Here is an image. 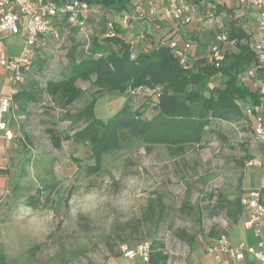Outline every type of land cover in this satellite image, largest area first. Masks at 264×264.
<instances>
[{
  "label": "rangeland",
  "instance_id": "374dc122",
  "mask_svg": "<svg viewBox=\"0 0 264 264\" xmlns=\"http://www.w3.org/2000/svg\"><path fill=\"white\" fill-rule=\"evenodd\" d=\"M107 15L106 10L96 12L84 30L75 31L72 38L65 35L57 45L36 52L35 62L40 61L37 67L46 65L47 77H61L67 50L75 44L77 48L86 45L98 20L105 24ZM136 33L134 30L132 34ZM22 46L17 36L6 37L0 44L5 57L19 55ZM7 72L0 65V89ZM79 84L84 93L67 107L71 113L94 92L89 82ZM36 98L39 100L28 108L31 113H24V120L18 121L21 126L14 128L18 136L8 140L2 161L6 185L0 196V264H112L120 255L122 243L135 245L143 240L163 242L168 253L181 256L188 248L175 236L177 228L190 234L201 228L204 235L210 228L228 231L232 224L220 205L261 182L257 172L264 158L241 163L246 153L256 152L252 133L238 124L226 123L221 125L223 138L209 134L202 147H188L179 154L164 146L146 151L136 141L128 143L104 156L99 174L87 176L84 166L92 163L87 148L63 141L60 149H52L43 131L51 124L59 130L78 125L61 120L64 111L46 95ZM147 99L143 90L138 94L104 93L95 104V113L107 119L124 102L141 108ZM150 112L148 107L146 114ZM56 180L59 191L48 203L36 209L23 203L44 183ZM158 194L165 205L162 219L143 220L147 200ZM185 199L193 206L188 213L180 209ZM203 237L198 236L201 250Z\"/></svg>",
  "mask_w": 264,
  "mask_h": 264
},
{
  "label": "trees",
  "instance_id": "16d2710c",
  "mask_svg": "<svg viewBox=\"0 0 264 264\" xmlns=\"http://www.w3.org/2000/svg\"><path fill=\"white\" fill-rule=\"evenodd\" d=\"M128 2L129 0L93 1L99 5L100 10L107 11V19L103 20L105 22L113 18L114 14L119 15ZM93 19L94 17L87 20V24ZM55 20L60 37L45 38V45L35 48L37 53L44 47L57 45L65 35L72 38L74 32L80 30L65 21L64 16L55 17ZM97 23L98 26L89 34L86 45L77 48L75 44L67 50L61 77H47V71L44 70L47 66L37 67L40 61L36 63L35 59L24 69L10 108L14 114L8 122L13 132L12 138L18 136L14 134V128L21 126L18 121L24 120V113H31L28 108L39 100L36 98L39 94L46 95L54 106L64 111L61 120L78 125L69 130H59L51 124L46 125L43 131L52 149H60L63 141H72L87 148L92 162L84 166L87 176L102 171L106 154L135 141L146 151L155 146H164L174 154H179L188 147H202L209 134L223 138L221 125L225 123L238 124L244 131L250 130L253 135L256 119L264 110V94L260 92V86L264 84V64L257 67L258 60L252 46L253 29L247 30L243 26L235 25V22H230V26L226 28V36L233 44L225 43L222 49L223 59L219 63L209 62L207 55L210 46L202 41L200 47L198 44L197 53L190 55L188 66L185 67L174 55L169 44L170 39L166 35L154 41L148 31L143 41L131 44L126 39V31L117 22L114 24L113 33L106 30L104 22L100 25L98 20ZM64 29H69V33ZM179 30L176 29L177 32ZM208 30L216 36L213 30ZM250 67H255L256 71L248 77L246 71ZM79 82H89L94 92L81 108L71 113L67 107L84 93ZM142 90L147 92L148 99L141 108L126 101L107 119L96 115L95 104L104 93L138 94ZM148 107L151 110L149 116L146 114ZM20 138L18 140L22 147H26ZM254 142L256 152L246 153L241 159L242 164L256 157L264 158V142L255 139ZM40 155L43 156L41 153ZM4 170L0 171L4 173ZM58 187L57 180L44 183L35 194L26 196L23 203L34 209L41 203L45 205L59 191ZM245 192L246 190L231 200L225 199L226 204L220 205L231 224L243 220L244 207L241 199ZM15 196H18L17 192ZM164 209L162 196L158 194L155 199L147 200V208L142 218L145 221L159 222ZM180 209L188 213L193 210V206L185 199ZM174 233L189 250L198 249V236H205L202 251L207 252L209 246L227 235V230L210 228L207 236L201 228L197 229V233L191 234L183 228H177ZM148 241V262L165 261L167 254L162 252L163 242Z\"/></svg>",
  "mask_w": 264,
  "mask_h": 264
},
{
  "label": "built area",
  "instance_id": "2783aa9c",
  "mask_svg": "<svg viewBox=\"0 0 264 264\" xmlns=\"http://www.w3.org/2000/svg\"><path fill=\"white\" fill-rule=\"evenodd\" d=\"M94 0H0V44L9 36H17L23 42L21 52L17 56L5 57L0 54V65L10 72L11 87L8 93L0 94V137L10 140L12 129L7 116L13 103V94L23 77L24 69L30 66L35 58V48L45 45V38L58 39L60 31L55 17H65V21L84 30L87 20L100 12L99 5ZM102 11V10H101ZM126 31V39L131 43H138L146 38L147 28L143 25L150 23L155 30L160 29L161 22H166L177 30L191 24L209 25L216 33L215 41L210 44L207 55L209 62L219 63L223 59L222 49L227 40L226 28L230 22L240 25L247 30L253 29L254 40L252 46L256 52L258 64H264V0H129L126 8L113 18L106 20L105 28L113 33L114 24ZM136 30V34H132ZM68 34L69 29H64ZM174 55L185 67L191 55L192 40L182 39L176 35L169 38ZM256 68L250 67L246 76L255 74ZM264 94V84L260 86ZM250 115V113H248ZM255 140L264 142V110L256 119L253 128ZM255 163L259 162L254 160ZM253 164V161H252ZM244 207V226L252 227L259 235L263 232L264 224V182L250 187L242 196ZM222 236L217 243L209 246L207 252L226 254L233 262H240L250 254L258 264H264V241L258 242L257 248L241 243L231 247ZM120 254L124 258H139L149 261L150 242L141 241L135 245L122 243Z\"/></svg>",
  "mask_w": 264,
  "mask_h": 264
},
{
  "label": "crops",
  "instance_id": "0c3cea01",
  "mask_svg": "<svg viewBox=\"0 0 264 264\" xmlns=\"http://www.w3.org/2000/svg\"><path fill=\"white\" fill-rule=\"evenodd\" d=\"M147 31L151 34V40L157 41L162 36L166 35V38H170L172 34H175L179 38L187 39L190 38L192 40V50L191 54L197 53L199 41L207 42L208 46H210L211 42L215 41V37L213 33L208 30L209 25H201L196 23L188 24L182 27L179 32L176 31V28L172 27L166 22H161V27L158 30L153 28V25L150 23L143 24ZM211 29V28H210ZM0 54H3V51L0 47ZM5 69V68H4ZM6 70V69H5ZM8 71V70H7ZM5 82L2 84L0 89V94H6L9 92L11 87L10 82V73L7 72V77L5 78ZM11 115H14L12 111L7 116L8 122ZM21 116H18V118ZM13 120V119H12ZM9 143L3 137H0V170H4L3 167V157L6 154L7 147ZM257 175L260 176L261 182H264V165L257 172ZM259 184V183H258ZM6 185V176L3 172L0 171V196L5 192ZM257 185V184H256ZM255 185V186H256ZM246 214H244L242 222H238L236 224H232L230 229L227 231L226 241L231 247H236L239 244L243 243L246 246H252L253 248H257L258 242L264 241V224H263V232L261 235L257 234L252 227L244 226V220L246 218ZM218 247L220 246L217 243ZM163 253L167 254V258L163 262L154 263V262H144L139 258L136 259H128L124 258L121 254L118 257L112 259V264H258L255 258L248 254L245 259L240 262H233L226 254L223 252H218L219 257L216 258L215 253H209L202 251L201 249H188V251L181 256L172 255L168 253L166 249H162Z\"/></svg>",
  "mask_w": 264,
  "mask_h": 264
}]
</instances>
